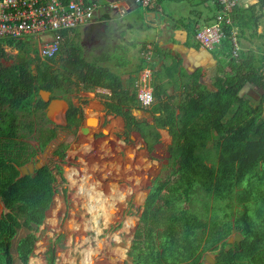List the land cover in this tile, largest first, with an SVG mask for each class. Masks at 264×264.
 I'll return each mask as SVG.
<instances>
[{"label":"trees","instance_id":"16d2710c","mask_svg":"<svg viewBox=\"0 0 264 264\" xmlns=\"http://www.w3.org/2000/svg\"><path fill=\"white\" fill-rule=\"evenodd\" d=\"M263 8L264 0H258L233 11L236 37L250 31V37L264 38V32L257 34ZM181 25L194 35L192 24ZM224 33L215 50L222 77L216 78L214 90L200 91V72L188 75L179 67L171 95L165 85L152 84L151 123L133 116L139 109L135 93L124 89L119 75L107 65L124 68L127 60L121 54L112 60L105 54L87 61L65 40L53 58L37 60L33 70L28 65L17 70L0 67V264H14L12 241L21 228L27 234L16 244V258L28 264L34 256L36 232L51 207L57 176L63 180L62 169L44 164L21 176L19 168L43 152L58 130L77 126L82 113L70 104L65 126L51 129L42 123L36 128L35 121L27 119L43 117L48 123L47 104L39 91H49L54 99L74 74L84 90L108 91L102 104L105 115L121 118L124 131L137 133L148 153L160 143L161 130L170 137L168 166L150 182L135 232L137 246L127 252L123 264H203L207 253L214 255L213 264H264V53L238 48L234 56L232 28ZM22 41L4 39L0 44L22 45ZM165 53L169 54L154 47L155 55ZM187 77L192 82L183 86ZM246 86L261 91L256 105L241 93ZM64 150L57 146L53 156L61 157ZM163 194L169 196L167 202L161 200ZM233 232L241 239L229 244ZM54 253L52 245L44 254L46 264H55Z\"/></svg>","mask_w":264,"mask_h":264},{"label":"rangeland","instance_id":"374dc122","mask_svg":"<svg viewBox=\"0 0 264 264\" xmlns=\"http://www.w3.org/2000/svg\"><path fill=\"white\" fill-rule=\"evenodd\" d=\"M158 5L161 15L156 18L149 17V15L145 16V26H143L145 32L140 27L143 25L144 10L142 8L126 14L121 20L118 14L112 21L114 23L109 25L108 28L110 29H106V34H112L116 27H122L121 24L133 25L132 36L128 35L129 33L125 28L121 31L125 36L124 39L136 44L133 52L139 64L142 60L140 54L145 46L143 43L152 44V42H156L151 40L152 36L156 32L158 33L156 28L162 27L159 30L160 34L165 30H172L171 28L177 30L183 28L181 22L192 24L195 28L196 25L202 24L203 18L215 11L209 2L203 3L200 0H161ZM152 7L157 6L153 5ZM147 18L149 19L147 20ZM263 18L264 16L259 24L260 33L263 32L264 28ZM249 34L250 31L244 34L246 40L242 39L241 43L238 40L240 37H236L237 47L241 49L243 46L257 54L264 53L262 40L259 38L252 39ZM116 36L117 34H115L114 42L120 44ZM164 40L166 41L163 37L159 39L163 43L161 44L162 47L165 46ZM129 41L128 43H130ZM21 43L22 45L11 46L0 44V67L17 70L22 65H28L33 70L37 60L42 61L38 57V42L34 37L26 38ZM70 43L80 51L82 58L87 61L91 59L92 55L98 54V50L88 40L73 38ZM97 44L100 45L101 43L97 41ZM97 44L96 46H98ZM68 50H65V55ZM108 66L114 73L118 74L121 71L112 65ZM154 67L153 65L152 69ZM152 84L155 86V81ZM186 84L189 85L190 82L186 81ZM168 87H170L169 84L166 88ZM127 90L134 92L133 87H129ZM200 91L210 92L207 88ZM241 93L250 97L253 105H256L261 97V91L254 87L246 86ZM108 94L103 89L84 90L75 80V74L70 77L69 82L65 83L61 92H55V99L61 100L67 106L71 104L77 107L82 113V119L70 131L58 130L57 138L43 152H38L34 160L29 163L34 167L37 162H43L52 169L54 166H59L62 169L63 180L57 176L56 193L51 207L46 213L43 225L36 232L38 241L35 244L34 256L29 259L28 264H46L44 254L52 245L55 250V264H84L83 252L86 251L91 252L89 253L91 262L89 264H123L128 260L127 252L137 246L135 232L139 224L142 207L148 196L150 182L161 172L163 167L168 166L170 139L166 134L160 132V143L154 147L152 153H148L137 133L127 134L124 131L121 118L105 115L102 104L107 100ZM88 108L92 109L90 113L87 112ZM142 111V115L133 114V116L139 120H151L148 110ZM261 114L264 117V104ZM64 115L65 110L63 108L57 111L48 123H45L43 117L41 120L35 117L27 120H34L37 125L36 128L42 123L41 126L44 125L45 129H51L65 126ZM90 117L97 120L96 126L86 125L85 121ZM115 120L121 121L120 127L117 126ZM84 127L89 130L87 134L81 131ZM28 143L34 148L37 147V142L32 139H28ZM87 144H90V148L84 149L82 146ZM59 145L65 148L62 156H53V152ZM211 145L212 143H209L208 148ZM69 169H74L79 179L84 177L93 183H97L106 199H111L113 195L112 185L123 195L124 200L117 202L115 207L117 209L112 211L113 217L110 222L105 224L104 221H101L100 234L84 228L90 218L85 209L86 198L83 195L81 182L72 185L68 181L66 171ZM168 170V168L164 169L165 172ZM161 200L167 202L169 196L163 194ZM2 211L3 206L0 203V213ZM126 223H129L128 228L125 227ZM26 234L27 230L21 228L12 241L11 251L14 264H20L16 258L15 247L18 240ZM235 235L237 233L233 232L230 236L233 241ZM207 255L214 257L212 253H207ZM202 263L205 264L206 261L203 260Z\"/></svg>","mask_w":264,"mask_h":264},{"label":"built area","instance_id":"2783aa9c","mask_svg":"<svg viewBox=\"0 0 264 264\" xmlns=\"http://www.w3.org/2000/svg\"><path fill=\"white\" fill-rule=\"evenodd\" d=\"M147 13L160 17V0H132ZM215 11L195 26L193 35L198 46L214 52L225 37L224 30L232 28L233 55H237L236 30L232 27V13L236 8H248L258 0H209ZM156 5L157 7H152ZM99 6L85 4L81 0H0V40H26L34 37L38 42V57L41 60L53 58L63 42V34L93 22ZM264 15V8L262 10ZM152 45H145L141 58L143 63L133 82L136 105L149 110L155 103L152 85Z\"/></svg>","mask_w":264,"mask_h":264},{"label":"crops","instance_id":"0c3cea01","mask_svg":"<svg viewBox=\"0 0 264 264\" xmlns=\"http://www.w3.org/2000/svg\"><path fill=\"white\" fill-rule=\"evenodd\" d=\"M70 1V0H64ZM85 4L88 3H96L99 6V9L96 13V18L93 22L80 26L74 30L66 32L63 34V42L65 40L72 41L73 38L75 39H84L88 40L90 44L98 50V54L92 55L91 58L100 57L102 55H109L110 60L113 59L114 55L121 54L127 60V65L120 69V73H118L124 89H129V87H133V82L141 68V64L143 60H141V64L138 63L136 56L134 55L133 48L136 45L135 43H128L125 38L121 29L125 28L129 33V36H132L131 31L133 30V25L127 23L126 25L121 24L122 27L115 28L112 34H106V29L109 30V25H112L113 19L120 15V20L126 15L135 10L139 9L140 7L136 6L132 0H81ZM144 10V9H143ZM148 15L147 12L144 10L143 12V25H141V30L145 26L144 19L145 16ZM151 17V16H149ZM156 18V17H155ZM149 18H147L148 20ZM264 19V18H263ZM262 21V20H261ZM261 23V22H260ZM263 25V24H262ZM160 28H156L158 33L156 32L155 35L152 36L151 40H155L156 42H152V44H147L146 42L143 45H152L153 47V59L150 64L155 67L152 69V82L155 81V85H170V87L166 88L165 92L167 95H171L173 93L172 85L173 83H177L179 81V67H181L186 74L190 75L194 72H200L199 84L200 90L207 88L210 92L214 90L213 86L216 83L217 77H222V75L217 70V59L214 52H208L198 46L195 42L193 35L189 34L188 31L183 27L179 30L173 29L172 30H165V32L159 33ZM260 25L257 29V34L260 35L264 32H259ZM121 31V32H120ZM145 32V30L143 29ZM115 34H117L116 39L120 42V44H115L114 38ZM165 34V35H164ZM163 35V36H160ZM160 37L166 39L164 40L165 46L162 47V42L159 41ZM243 37V38H242ZM250 37V36H249ZM250 38H259L262 40L263 44L262 47L264 49V38L261 37H250ZM100 39V40H96ZM144 39V38H142ZM242 39L246 40L244 36L238 38L239 43ZM100 42L101 44H97ZM62 42V43H63ZM72 43V42H71ZM70 43V44H71ZM69 44V45H70ZM96 44L98 46H96ZM158 46L162 52H167L169 54L163 55H155L154 54V47ZM257 47V46H256ZM144 48V47H143ZM241 50L247 51L250 50L245 47H241ZM251 51V50H250ZM253 52V51H252ZM258 52V49H257ZM255 53V52H254ZM257 54V53H255ZM141 55V54H140ZM177 60L179 63H177ZM111 65V64H107ZM152 65V66H151ZM192 79L187 77L182 80L183 86H187L186 81H189L191 84ZM171 88V92L169 90ZM105 92L108 91L104 90ZM91 108L87 109V112H91ZM133 114H143L141 109L134 110ZM65 118V115H64ZM119 118V117H118ZM147 122L151 123L150 119L146 120ZM118 127L121 126L120 120H115ZM123 125V122H122ZM160 132L166 134L169 137L166 131L161 130ZM138 135V134H137ZM139 137V135H138ZM139 139H141L139 137ZM170 139V137H169ZM142 140V139H141ZM87 146L90 148V144L83 145L82 147ZM21 173V172H20Z\"/></svg>","mask_w":264,"mask_h":264},{"label":"bare ground","instance_id":"6f19581e","mask_svg":"<svg viewBox=\"0 0 264 264\" xmlns=\"http://www.w3.org/2000/svg\"><path fill=\"white\" fill-rule=\"evenodd\" d=\"M83 148L87 149V146H84ZM66 177L72 185L76 184V182L82 183L83 195L86 198L85 209L88 215L90 216V218L87 221V225H85L84 228L86 230H93L96 233H99L100 232L99 226L101 224V221H104L105 224L110 222L111 218L113 217L112 211L117 209L115 208L117 202H122V200H124L123 195L121 194V192L117 190V188L114 185H112L111 191L113 195L111 199H106L105 198L106 196L101 192L97 183H93L90 180L85 179L83 176H82L83 178L79 179L78 176L75 174L74 169L67 170ZM125 227L128 228L129 223H126ZM89 253L91 252L90 251L83 252L84 264H89L90 262Z\"/></svg>","mask_w":264,"mask_h":264},{"label":"water","instance_id":"95a60500","mask_svg":"<svg viewBox=\"0 0 264 264\" xmlns=\"http://www.w3.org/2000/svg\"><path fill=\"white\" fill-rule=\"evenodd\" d=\"M149 16H151L152 18H155V17H159L158 15L150 12V13H147ZM39 97L40 99L47 104L46 106V111H45V114H46V118L48 120L51 119V117L59 110L63 109L65 110V112L67 111L68 109V106L66 104H64V102H62L61 100L59 99H52L51 98V93L49 91H44V90H40L39 91ZM86 125L87 126H96L97 125V120L95 118H87L86 121H85ZM81 131L84 133V134H87L88 133V128H82ZM106 133V132H104ZM45 156V154H44ZM44 165L43 162H37L34 167L32 164H28L26 166H22L19 168L20 172H21V176H26V175H30L33 173V171L35 169H38L40 167H42ZM240 236L239 235H235L234 237V241H236L237 243L240 242ZM227 242L230 244L233 242V238L230 237ZM205 261L206 263L205 264H213L214 263V260L211 256L209 255H206L205 256Z\"/></svg>","mask_w":264,"mask_h":264}]
</instances>
